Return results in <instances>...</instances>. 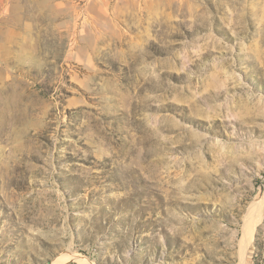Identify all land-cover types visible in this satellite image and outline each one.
I'll return each instance as SVG.
<instances>
[{"label":"rangeland","instance_id":"374dc122","mask_svg":"<svg viewBox=\"0 0 264 264\" xmlns=\"http://www.w3.org/2000/svg\"><path fill=\"white\" fill-rule=\"evenodd\" d=\"M263 198L264 0H0V264H264Z\"/></svg>","mask_w":264,"mask_h":264},{"label":"bare ground","instance_id":"6f19581e","mask_svg":"<svg viewBox=\"0 0 264 264\" xmlns=\"http://www.w3.org/2000/svg\"><path fill=\"white\" fill-rule=\"evenodd\" d=\"M263 205H264V198L262 201L255 203L250 212L249 215L247 217V225H248V230H252V228L254 226H256L258 224V222L261 220V216H262V211H263ZM246 230V229H245ZM248 232V231H246ZM248 238V236H247ZM248 242V241H247ZM244 243V242H243ZM247 244V243H246ZM69 259V258H68ZM67 258H62V259H57L54 261V264H62L65 261H68ZM70 259H78L79 262H81V264H89L88 261L86 259H79V257H72Z\"/></svg>","mask_w":264,"mask_h":264}]
</instances>
